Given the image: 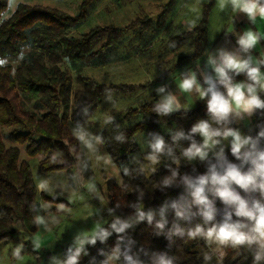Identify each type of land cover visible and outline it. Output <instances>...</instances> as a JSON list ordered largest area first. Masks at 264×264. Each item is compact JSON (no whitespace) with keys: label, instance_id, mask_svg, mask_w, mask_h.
<instances>
[{"label":"trees","instance_id":"1","mask_svg":"<svg viewBox=\"0 0 264 264\" xmlns=\"http://www.w3.org/2000/svg\"><path fill=\"white\" fill-rule=\"evenodd\" d=\"M92 1L82 0L75 16L67 15L56 8L18 4L9 16L2 18L7 0H0V60L18 55L25 47L30 50L14 69L0 63V244L16 238L17 226L26 233H32L35 228L32 205L35 204L36 187L28 163L20 159V147L24 149L26 157H39L38 171L41 174L69 171L74 163L73 154L78 149V140L70 127L77 126L78 122L86 124L108 91L135 89L134 86L124 84L107 86L83 75L84 67L107 64L109 59L105 54L118 45L126 30L137 24L135 19L125 27L112 25L96 27L77 37L70 36L71 30L85 20ZM175 2L176 0H169L160 11L157 20L147 19L148 21L142 23V27L149 29L154 24L161 30ZM214 2L215 0H205L201 5V14L196 25L190 31L182 32L170 39L171 52L177 53L183 46L190 49L189 54L177 60L178 65L191 63L202 57L208 44V18ZM142 27L140 30L145 32ZM63 62L72 69L73 77L61 68ZM241 78L247 77L242 73L234 76V81ZM73 84L77 89L73 90ZM220 87L223 91L222 86ZM258 94L264 99V92L258 91ZM21 97L33 102L35 110H25L19 101ZM158 100L159 97H152L123 113L121 119L127 126L121 127V131L126 136V142L119 143L112 139L117 134L114 125H104L97 133L102 132L106 141L104 148L112 163L120 171L119 182L112 177L105 179L108 207H114L116 203L121 205L117 215H131L133 210L128 205L136 201L141 191L144 193L145 210L149 208L158 210L165 199H177L184 191L182 185L161 191L162 180L170 175L168 166L177 168L181 175L185 173L197 175L206 171L205 162L197 159L194 165H190L182 157V149L188 147L190 143L187 140L179 141L178 146L173 145L178 163L174 164L167 156H161L160 162L153 167L145 158L150 149H147L143 158L138 159L139 163L130 162V157L138 151L136 135L143 134L150 140L149 133H159L164 136L166 143L171 144V132L182 130L187 134L199 120H210L206 99L201 100L191 110L180 109L168 116H159L152 110ZM37 110L42 112L39 114ZM115 123L119 124V120L115 119ZM161 125L165 126V131L161 129ZM258 125H264V110H257L251 116L243 129L244 134L256 136L259 131ZM229 126L236 129L239 127L234 122ZM1 128L11 129L8 138L13 146L5 145L1 138ZM195 139L202 142L198 135ZM261 147H264V141ZM225 150L228 159L237 162L230 153L229 144L225 146ZM121 165L134 169L132 175H123ZM141 165L146 169L151 167L153 169L150 173L145 170L141 172L138 170ZM70 182L72 183V179ZM216 205L221 209V214L217 216L219 221L222 218L223 205L218 199ZM103 216L105 220H111L107 211ZM173 219L174 213L170 210L168 227H171ZM180 223L182 227L189 228L202 221L196 217L191 224L184 221ZM128 235L132 236L138 245H148L151 251L167 252L169 256L176 257L174 264L204 263L196 251L199 238L188 239L186 236L174 238L169 247L165 235L156 236L153 226L148 225L147 221L136 225L134 230L129 229ZM116 239V234H113L107 244L98 241L95 247L88 246L90 255L83 257L81 264H89L93 257L96 264H99L104 257L98 255V249H109L115 245ZM23 249L33 252L27 246ZM227 249L235 254V259L230 264H252L255 247L252 250L246 247ZM66 250L67 248L63 251L62 258ZM141 258L148 259L143 256Z\"/></svg>","mask_w":264,"mask_h":264},{"label":"clouds","instance_id":"2","mask_svg":"<svg viewBox=\"0 0 264 264\" xmlns=\"http://www.w3.org/2000/svg\"><path fill=\"white\" fill-rule=\"evenodd\" d=\"M230 4L236 13L245 14L252 24H255L258 17L264 19V0H230ZM236 35L237 51L221 48L217 55L209 54L207 67L211 72L205 71L202 74V83L198 81L195 72L179 82L182 92L195 91L200 99H206L210 120H199L187 134L182 130L171 132V144L166 143L164 136L159 133H149L151 139L146 142L150 151L145 158L155 165L160 162L161 156H167L174 164L178 163L173 145L178 146L179 141L187 140L190 143L182 149V157L189 162L197 159L205 162L206 171L197 175H181L177 168L168 166L170 175L162 180L161 191L182 185L184 191L177 199H165L158 210H145L144 193L141 191L136 201L128 205L133 210L131 215H117V210L121 208L119 203L108 207L106 211L111 217L110 221L103 218L101 209L94 210L90 213V217H96L92 227L76 232L64 258L53 255L49 258V264H81L82 258L90 255L88 246L95 247L98 241L107 244L113 234L117 237L115 245L107 250L98 249V255L104 257L99 264H174L176 257L169 256L167 252L151 251L148 245H138L128 235L129 229L134 230L136 225L144 221L153 226L156 236L165 235L169 247L174 238L185 236L188 239L202 238L210 248L215 245L212 252L217 254V264H223L227 256L225 249L229 247H246L248 250L255 247L252 264L264 261V147H261L264 141V125H258L256 136L243 135L240 130L229 126L234 120H243L245 116H253L257 110H264V99L258 94V91L264 92V74L260 68V65H264V59L254 61L250 54L261 39L258 33L248 29ZM242 53L248 55L244 56ZM242 73L246 75L247 82H234V76ZM156 91L160 95L152 109L156 114L168 116L181 109L177 97L171 92L166 93L165 87H158ZM108 99H111L110 95ZM84 112L87 115V109ZM104 123L114 125L117 134L112 139L119 143L126 142V136L121 131V126L115 123L114 116H108ZM73 132L86 149L102 158L100 148L106 143L102 132L93 134L85 124L79 122ZM197 135L202 138V142L195 139ZM222 140H229L230 153L238 163L228 159ZM130 160L132 163H139L135 156ZM87 168L88 164L85 163L78 186L94 190L93 179H83V172ZM138 170L144 171L143 167ZM121 171L123 175L130 176L134 169L121 165ZM195 171L193 168V172ZM73 179L75 181L77 178L74 176ZM40 187L41 190H47L44 184ZM62 194L54 193L53 199L56 200ZM98 198L103 201L102 197ZM217 199L223 205L222 218L219 221L217 216L221 214V209L216 205ZM170 210L174 213V219L171 227H168ZM32 211L37 212L34 217L35 225L44 226L47 231H51L49 225L60 223L57 216L40 214L47 210H42L36 204L32 205ZM57 211H63V206ZM196 217L202 223H196L189 228L181 226L180 221L191 224ZM34 248L39 249L40 245L34 243ZM21 251L22 246L15 248L13 257L19 259ZM142 256L148 259H142ZM203 258L207 262L212 257L205 253ZM89 264H96L95 257Z\"/></svg>","mask_w":264,"mask_h":264},{"label":"rangeland","instance_id":"3","mask_svg":"<svg viewBox=\"0 0 264 264\" xmlns=\"http://www.w3.org/2000/svg\"><path fill=\"white\" fill-rule=\"evenodd\" d=\"M82 0H7V6L2 13V18L9 16L17 7L18 4L40 5L44 7L56 8L67 15L75 16L78 13V7ZM205 0H176L171 12L165 20V25L161 30L156 26L152 28L142 27V23L150 20H157L162 8L169 0H93L90 8L87 11L85 20L74 27L70 36L77 37L85 34L96 27L115 26L125 27L131 21L137 19V24H133L132 29L126 30L121 36L118 45L108 51L105 56L109 62L105 65L97 67H84L83 75L93 79L95 82L105 84L107 86L115 85H131L134 86L132 91H114L110 90L104 96L101 104L93 112L87 120L85 126L93 133H98L105 125V119L108 116H114L119 120L121 127L127 126V123L122 121V115L128 108L138 107L139 104L150 100L152 97H159L156 93L157 83L152 86L148 81H155L157 75H166L167 72L175 65L173 74L176 75L181 70L177 66V60L190 53L188 46H183L178 49V52H171L170 39L182 32L190 31L197 23L201 5ZM223 5V7H222ZM236 13L230 4V0H215V5L210 13V39L216 38L222 31H228V28L236 22ZM235 19V21H232ZM140 27L145 32L140 30ZM148 29V30H147ZM264 32V30H263ZM30 50L25 47L21 52L11 58H5L1 64L8 65L11 69L16 68L21 60L28 54ZM67 74L73 77L72 69L65 64H61ZM145 84V85H144ZM160 84H163L161 81ZM144 86V87H139ZM73 90L77 86L73 84ZM111 99H108V96ZM21 106L25 110L34 111L35 105L33 102L21 97L19 99ZM42 110L37 113L40 114ZM237 125V124H236ZM76 128L75 125L70 127L71 131ZM161 129L165 131V126L161 125ZM243 135L241 128H237ZM11 131L9 128H1V138L6 146H13L8 138ZM74 133V132H73ZM75 135V134H74ZM202 139V138H201ZM231 138H229L230 140ZM138 146V151L133 155L143 158L147 151V137L143 134L135 136ZM229 140H222V145L229 144ZM219 146H217L218 150ZM20 159L26 160L31 170L33 182L44 184L48 187L47 179L38 171L39 157H26L24 149L20 147ZM102 158L96 156L84 145L78 143V153L73 154L74 163L76 164L73 170L74 176L77 178L76 190L70 192L66 197L67 205L63 207V211L51 212L50 216L60 218L58 225H49L51 231H47L44 226H35L32 233L24 232L17 226L18 234L13 241L0 244V264H49V258L53 255L62 258L63 251L71 244L74 234L78 231L90 229L96 217H90V213L96 209L102 210V215L108 208L107 193L105 188V179L114 178L120 181V171L110 160L104 146L100 148ZM211 155V153H210ZM131 156V157H133ZM130 157V158H131ZM146 161V160H145ZM131 162V160H130ZM196 160L188 163L194 165ZM87 163L88 168L83 172V179L87 181L90 177L93 179L95 189L79 187V177L83 165ZM74 164V165H75ZM143 169L150 173V169ZM154 167V165H153ZM72 174V177H74ZM74 181V179H73ZM38 195V194H37ZM102 197L103 201L98 198ZM258 196V194H257ZM37 198V197H36ZM50 204L58 205L64 203L60 199H50L45 197ZM104 218V216H103ZM105 219V218H104ZM34 243L39 244L40 248L35 249ZM22 246L21 257L16 259L12 253L15 248ZM30 247L33 252L25 251L23 248ZM215 245L208 247L202 238H199L196 244V251L201 257L205 253L211 255L210 261H205L203 264H217V254H213L212 249ZM227 256L223 260V264H230L235 257L227 248L225 249ZM263 261L260 262L262 264Z\"/></svg>","mask_w":264,"mask_h":264},{"label":"crops","instance_id":"4","mask_svg":"<svg viewBox=\"0 0 264 264\" xmlns=\"http://www.w3.org/2000/svg\"><path fill=\"white\" fill-rule=\"evenodd\" d=\"M214 5H215V2H214ZM210 13H209L208 27H207L208 44H207L205 51L202 54V57L191 63H182L179 65L176 63L177 66H180V65H184V66L180 67L179 69L181 71L174 76H171V74H173V69L175 65H173L171 69L167 72V74L164 75L163 77L160 74L161 76L157 75L155 77V81H148V83L152 84V86H154L155 83L157 84L159 83L157 85V88L162 87V86L165 87L166 93L167 92L173 93L177 97L178 102L181 104V109L191 110L195 108L196 105H198L202 99L199 98L198 94L195 91H193L192 93L182 92L181 89L179 88L180 80L190 75L192 72H195L197 75L198 81L202 83L203 82L202 74L205 71L211 72V69L207 67V60H208L209 54L215 56L217 55V51L221 48H224L225 50H228V51H237L238 46L236 44V39H237L236 34H240L243 31L248 30V29H251L255 31L256 33H258L261 39L258 41L256 47L250 51V54L252 55L254 61H259L261 59H264V32H263L264 19H260L258 17L255 24H252L250 23V21L248 20L245 14L238 13L235 16L237 18L236 22L234 23V25L232 24L228 28V31H227V32H233L234 34L226 35L227 32L226 30H224L218 36H216V38L213 39V41H211L210 34H209ZM200 14H201V10H200ZM232 21H235V19H233ZM242 55L247 56L248 54L242 53ZM260 68H261V73L264 74V65H260ZM161 81L163 82V84H160ZM234 82H237V83L247 82V78H241L240 80H237ZM155 92L157 93V91ZM250 119L251 117L245 116L243 120H234L233 122L239 126L238 128H241L243 130L249 123ZM79 142L80 141H78V143ZM76 152L78 153V149ZM24 161L26 162V160ZM74 164L75 163H73L69 171L63 170V171L51 172L49 174H42L43 177L47 179L48 187H45L47 190H41L40 182H37V183L34 182L35 187H36L34 202L42 210H47L46 213L45 211H41L40 214L42 215L46 214L49 217L51 212L57 211V209L60 208L61 206L64 207L65 205H67V201L65 200L67 198L66 196L70 192L73 193L77 189L76 182L73 181V177H72V174L74 176L73 170L75 169V174L77 171L76 164L75 165ZM70 179H72V183L70 182ZM54 193H57V194L63 193L62 195H58L57 199L63 200L64 203H58V205H55V204L48 203L46 199H44L45 197L53 199ZM36 214L37 212H34V217Z\"/></svg>","mask_w":264,"mask_h":264},{"label":"snow or ice","instance_id":"5","mask_svg":"<svg viewBox=\"0 0 264 264\" xmlns=\"http://www.w3.org/2000/svg\"><path fill=\"white\" fill-rule=\"evenodd\" d=\"M0 63H2V61H0Z\"/></svg>","mask_w":264,"mask_h":264}]
</instances>
